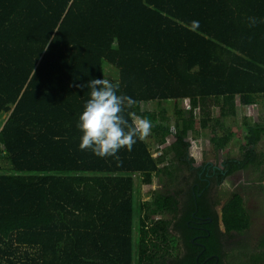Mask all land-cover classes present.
<instances>
[{
    "label": "trees",
    "instance_id": "16d2710c",
    "mask_svg": "<svg viewBox=\"0 0 264 264\" xmlns=\"http://www.w3.org/2000/svg\"><path fill=\"white\" fill-rule=\"evenodd\" d=\"M104 78L132 100L129 123L151 128L102 158L77 124L81 85ZM259 105L264 0H0V264H229L252 216L240 193L222 206L214 191L252 169L264 183V123L246 118L241 158L221 166L190 157L189 136L211 131L220 153L236 136L226 122ZM155 177L143 202L136 179ZM245 254L264 264V236Z\"/></svg>",
    "mask_w": 264,
    "mask_h": 264
},
{
    "label": "rangeland",
    "instance_id": "374dc122",
    "mask_svg": "<svg viewBox=\"0 0 264 264\" xmlns=\"http://www.w3.org/2000/svg\"><path fill=\"white\" fill-rule=\"evenodd\" d=\"M107 73H113V69H107ZM159 107L157 104H143L142 109L144 111H154ZM167 110H170L168 113L172 114L174 112V105L172 103H167L164 105ZM178 108L180 110L190 109L188 102L179 103ZM213 116H219V109L213 108ZM199 111H196V116L199 117ZM248 119L250 122H255L259 119L261 123H264V107L262 105L256 107H239L238 108V117L232 120H228L226 123L232 130H234L236 136L232 139L229 146L220 153L215 152L213 144H211L212 133L209 130L204 131L197 125V131L190 133L189 141L191 143L190 157L195 158L198 163H212L217 164L218 166L222 165V162L228 158H241L242 156V146L244 145V121ZM8 115H3L1 120L2 124L6 122ZM174 130V129H173ZM148 141L149 133L144 136ZM151 150L155 153V157L159 156L155 152L156 147L152 146ZM259 150L264 153V140L259 145ZM6 166V164L0 162V167ZM258 171L252 169L247 172H240L239 174L233 175L228 178L223 186L219 187L214 191V197L220 198L222 206L227 202L229 197L237 192L240 193L246 201V206L250 211L252 216V227L249 230L248 234L244 236V241L246 251L240 254V249L237 246L239 238L231 241L226 248L228 249V255L226 262L229 264H240L242 261L241 256H245L247 252L254 251L256 245L259 244L260 240L264 236V187L260 184V174ZM144 179H136L137 189L139 190L140 199L143 202L149 201L153 193L161 188L159 180L157 177L154 178L153 183L148 185L143 181ZM218 208L219 215L221 217V207ZM221 229L223 230V225L221 224ZM247 239V240H246ZM234 243L236 245H234Z\"/></svg>",
    "mask_w": 264,
    "mask_h": 264
},
{
    "label": "clouds",
    "instance_id": "9594fccd",
    "mask_svg": "<svg viewBox=\"0 0 264 264\" xmlns=\"http://www.w3.org/2000/svg\"><path fill=\"white\" fill-rule=\"evenodd\" d=\"M81 87L91 89L90 98L77 124L82 133L79 144L81 150H91L102 158L114 157L122 148L131 150L137 139L148 134L151 128L149 120L129 123L126 119L125 109L132 106V100L118 94L119 84L105 78L91 79Z\"/></svg>",
    "mask_w": 264,
    "mask_h": 264
},
{
    "label": "crops",
    "instance_id": "0c3cea01",
    "mask_svg": "<svg viewBox=\"0 0 264 264\" xmlns=\"http://www.w3.org/2000/svg\"><path fill=\"white\" fill-rule=\"evenodd\" d=\"M237 174H239V173H237Z\"/></svg>",
    "mask_w": 264,
    "mask_h": 264
}]
</instances>
